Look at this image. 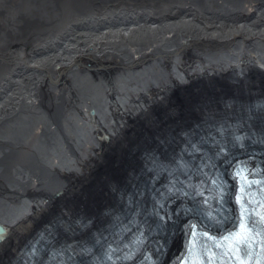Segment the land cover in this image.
Instances as JSON below:
<instances>
[{
    "label": "bare ground",
    "instance_id": "1",
    "mask_svg": "<svg viewBox=\"0 0 264 264\" xmlns=\"http://www.w3.org/2000/svg\"><path fill=\"white\" fill-rule=\"evenodd\" d=\"M22 1L26 10L40 14L28 15L27 21H47L50 35L55 24L48 4ZM173 3L179 8L135 14L132 21L84 32L87 36L76 38L80 44L64 42L48 64L41 63L51 78H56L55 68L70 69L58 83L48 86L43 79L40 100L35 93L25 97L34 103L31 111L25 106L15 125L0 127V224L9 231L0 242V264L9 260L10 250H18L24 233L49 215L62 210L91 218L111 209L118 203L115 194L128 191L132 183L128 172L141 170L138 161L144 150L175 146L159 137L171 136L204 111H227L219 100L233 91L242 94L244 85L255 89L244 96V104L264 97V0ZM7 4L16 2L0 0V32L12 16L17 24L13 31L21 34L27 25L19 24L15 15L25 13L22 5L17 3L12 15L5 13ZM0 39L5 44L8 37L1 32ZM5 53L0 47V56ZM8 70L2 71L0 81L3 74L10 75ZM163 71L173 76L162 78L161 87L152 83L129 108L127 96L141 92ZM172 85L176 89L167 94ZM182 94L190 99L180 103ZM20 97L14 92L11 102ZM7 98L0 91V111H5ZM161 99L168 106L165 112H158L165 107ZM10 107L8 113H22L16 105ZM99 134L110 138L107 145L98 141Z\"/></svg>",
    "mask_w": 264,
    "mask_h": 264
},
{
    "label": "water",
    "instance_id": "2",
    "mask_svg": "<svg viewBox=\"0 0 264 264\" xmlns=\"http://www.w3.org/2000/svg\"><path fill=\"white\" fill-rule=\"evenodd\" d=\"M13 1L16 2V5L7 4L5 13L10 12L14 15L18 6L17 3H20L25 13H18V15L15 16L17 20L19 19V24L27 25H24L27 29L22 27L20 30L21 34H19V31H13L17 24H15L16 20L12 18V16L9 17V20L5 21V25H2L4 31L1 30V32L5 34L8 39L5 44L2 39H0V43L3 44V47H0L6 52L3 56H0V74L3 70L6 71L9 69L8 71H12L10 75L3 74L2 77L4 80L0 81V91L8 93L10 98L9 100L7 98V101L3 102L5 103V111H0V127H7L12 124L15 125L20 115L26 113L22 112L25 106L28 110L32 108L34 104L33 101H27L25 97L35 93L34 95H36L38 99V97H40L38 87H41L38 85L42 84L43 79H46L49 84L46 82L45 84L49 86L50 83H58L61 76H63L66 71H69L68 69L70 68H63L62 70L55 68V70H57L56 78H51L49 77L46 67L41 66V63L48 64L50 62L54 51L56 52L60 49L59 52H61L66 45L65 43H68L67 41L75 42V44L78 45L81 41L76 40V38L82 35L87 36L84 32H97L116 22L121 23L126 20L132 21L131 19L137 15L163 14L166 13L167 10L179 8L177 5L174 6L175 3H173L177 0H34L36 2L48 4L47 7L54 13L53 21L55 25L49 35L47 21L41 19L33 20V18L27 21L26 17L28 15L39 16L40 14L36 15L26 10L22 0ZM183 29L182 31H186V29ZM127 40L131 41V37H128ZM104 42L105 40L99 41L101 45L104 44ZM88 48L90 51H93L91 47ZM49 51H52L51 56L46 54ZM42 55L44 57H42ZM10 65H12L15 70L9 68ZM15 79H19L17 83ZM18 91L21 97L12 103L11 96L14 92L16 93ZM10 105H16V108L22 113H8L11 109ZM33 111L32 109V112ZM14 136L17 135L14 134Z\"/></svg>",
    "mask_w": 264,
    "mask_h": 264
},
{
    "label": "rangeland",
    "instance_id": "3",
    "mask_svg": "<svg viewBox=\"0 0 264 264\" xmlns=\"http://www.w3.org/2000/svg\"><path fill=\"white\" fill-rule=\"evenodd\" d=\"M239 66H241V64L239 65ZM164 73H161V74H159L158 75V77L155 79V81L154 82H150V84L149 85H147V87L145 88V89H143L141 92H138V94L136 93V94H133L132 95V98H131V94L129 95V96H127V99H126V105H128V104H130V107L129 108H131V103H134L135 105L137 104V98H138V100H139V98L142 96V94H143V92L144 91H146V90H149V89H152L155 85H157V86H162L161 85V80H162V78H164V77H167V76H173L171 73H169L168 71H163ZM245 72V70H241L240 71V73H244ZM246 72H250L251 73V71H248V70H246ZM248 74V73H247ZM252 74V73H251ZM155 84V85H153V86H151V84ZM168 84H170L169 82H168ZM152 87V88H151ZM157 89V88H156ZM174 89H176V86L175 85H172V86H170V88L168 89V92H167V94L169 93V94H172L173 92V90ZM188 99H190L189 97H187V98H185V99H183V96H182V99L181 100H188ZM176 100V101H175ZM173 99V101H171V102H174V103H176V102H178V101H180V99ZM161 101H164V99H161L160 100V102ZM184 101H180V103L181 102H184ZM121 105H122V102H121ZM157 105H158V103H157ZM161 105V104H160ZM159 107V106H158ZM168 106L167 105H165V107H163V109H160L158 112H165L164 111V108H167ZM48 206V205H47ZM53 206H55V204H53L51 207H53ZM51 207H49V208H51ZM39 221V220H38Z\"/></svg>",
    "mask_w": 264,
    "mask_h": 264
}]
</instances>
